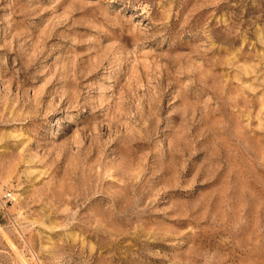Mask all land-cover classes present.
Wrapping results in <instances>:
<instances>
[{"label": "rangeland", "instance_id": "obj_1", "mask_svg": "<svg viewBox=\"0 0 264 264\" xmlns=\"http://www.w3.org/2000/svg\"><path fill=\"white\" fill-rule=\"evenodd\" d=\"M0 264H264V0H0Z\"/></svg>", "mask_w": 264, "mask_h": 264}]
</instances>
